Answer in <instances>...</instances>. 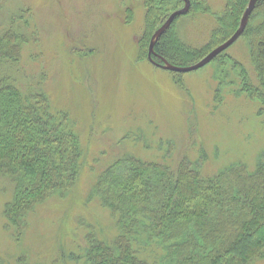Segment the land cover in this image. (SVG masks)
I'll return each instance as SVG.
<instances>
[{"label": "rangeland", "instance_id": "374dc122", "mask_svg": "<svg viewBox=\"0 0 264 264\" xmlns=\"http://www.w3.org/2000/svg\"><path fill=\"white\" fill-rule=\"evenodd\" d=\"M150 1L0 0V26L14 20L29 39L21 73L44 84L53 112L74 124L84 152L74 187L29 213L21 236L4 213L12 185L0 180V264H19L23 254L35 264H85L78 260L86 245L83 219L108 240L117 235L108 211L89 199L98 177L119 159L173 167L188 161L205 178L236 165L251 173L264 167V100L251 97L241 78L247 73L259 84L247 36L201 70L164 71L149 61L150 38L185 5L174 0L164 16V8L163 15L151 13ZM206 1L211 14L170 27L195 49L209 46L225 9L226 0Z\"/></svg>", "mask_w": 264, "mask_h": 264}, {"label": "trees", "instance_id": "16d2710c", "mask_svg": "<svg viewBox=\"0 0 264 264\" xmlns=\"http://www.w3.org/2000/svg\"><path fill=\"white\" fill-rule=\"evenodd\" d=\"M166 1L151 0V13L159 15L163 8L164 16L172 12L176 2ZM189 1L190 11L180 19L211 14L206 0ZM249 2L226 0L204 49L183 43L175 27L158 40L156 54L174 66L197 60L196 65L210 45L221 46L233 37ZM23 32L14 20L0 26V180L13 188L4 213L16 236L26 228L29 213L70 192L84 157L74 124L65 114L53 112L39 78L33 81L21 73V53L29 43ZM242 36L249 40L259 84L247 73L241 78L251 97L264 100V0L258 1ZM91 199L108 211L117 235L108 240L83 219L86 245L78 248L82 257L76 258L85 264H251L264 258L263 166L254 173L244 165L231 166L205 178L188 161L173 167L129 157L102 172ZM18 263L35 264L24 254Z\"/></svg>", "mask_w": 264, "mask_h": 264}, {"label": "water", "instance_id": "95a60500", "mask_svg": "<svg viewBox=\"0 0 264 264\" xmlns=\"http://www.w3.org/2000/svg\"><path fill=\"white\" fill-rule=\"evenodd\" d=\"M179 1H182L185 7L171 14V16L165 22V24L160 29H158L156 33L153 35L151 39L150 47H149L148 58L151 64H153L157 68L163 69L164 71H169V72L176 73V74H188L191 72L201 70L202 68L209 65L215 58H217L219 55L227 51L242 37V35L244 34V32L246 31L248 27L250 17L252 13L254 12L255 7L259 0H250L248 8L246 9L243 15V18L241 20L239 29L237 30V32L233 35V37L230 40H228L226 43L216 48L214 51H212L208 56H206L203 60H201L196 65L187 67V68H181V67L174 66L170 64L168 61L160 58L155 52V47H156L158 40L170 29L174 21L179 17L185 16L190 11L191 3L189 0H179ZM153 57L159 59L162 65L154 62Z\"/></svg>", "mask_w": 264, "mask_h": 264}]
</instances>
